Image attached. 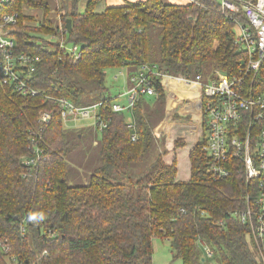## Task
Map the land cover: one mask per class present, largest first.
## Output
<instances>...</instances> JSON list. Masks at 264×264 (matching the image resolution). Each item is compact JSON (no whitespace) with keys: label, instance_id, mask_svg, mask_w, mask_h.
Segmentation results:
<instances>
[{"label":"trees","instance_id":"16d2710c","mask_svg":"<svg viewBox=\"0 0 264 264\" xmlns=\"http://www.w3.org/2000/svg\"><path fill=\"white\" fill-rule=\"evenodd\" d=\"M54 1L59 24L50 0H9L0 9L17 13L11 37L18 53L30 57L34 68L22 78L36 90L22 93L0 79V233L18 263L153 264L157 236L169 241L181 264L205 260L201 247L221 264H263L248 225L232 215L245 208L247 193L254 199L257 180L246 182L238 158L225 164L230 174L215 177L202 149L205 116L172 114L174 105L161 110L168 85L162 75L208 80L219 71L245 76L244 96L250 97L248 84L252 97L264 94V60L249 83L247 51L235 41L234 19L246 23L244 15L225 12L218 0H136L102 10L95 9L100 0H87L82 10L79 0ZM142 64L157 72L155 109L141 95L131 112L113 111L114 101L103 94L106 68L135 65L136 71ZM60 97L75 105L102 102L107 125L100 130V164L86 183L67 181L72 131L59 116ZM174 100L194 112L187 97ZM157 113L168 119L170 141L154 131ZM34 148L37 163L25 165ZM0 264H8L1 252Z\"/></svg>","mask_w":264,"mask_h":264},{"label":"built area","instance_id":"2783aa9c","mask_svg":"<svg viewBox=\"0 0 264 264\" xmlns=\"http://www.w3.org/2000/svg\"><path fill=\"white\" fill-rule=\"evenodd\" d=\"M8 1L0 0V9ZM197 1L186 0L190 3ZM218 2L225 12H240L246 19V23H243L232 16L235 20V41L247 51L243 71L247 73L246 76H249L250 72L253 73L247 79L250 83L264 60V0H218ZM16 21V12L0 13V79L3 83L12 84L22 93L35 94L36 90L22 78L23 73L29 75L34 66L29 56L18 53L16 41L11 37L12 26ZM75 50L76 47L73 46L72 51L75 52ZM156 74L153 67L142 64L131 76L133 84L125 93L128 95L126 104L113 102L112 110L118 112L127 109L131 112L141 95L154 94L155 90L151 83L152 77ZM161 77L178 78L184 82L192 81L196 87V94L190 98L198 104L199 118L202 115L206 118L207 129L202 149L210 158L207 170L215 177H224L232 172L231 168L225 164L238 158L243 164L246 182L257 180L258 193L253 196L254 199L250 192L247 193L245 208L234 210L232 215L248 225L257 245L259 257L264 264V246L262 245L264 243V94L252 97L250 95L252 89L248 84L244 90L250 97L244 96L240 90L246 77H229L219 71H216L208 80H204L200 75H196L194 80L171 75ZM181 96L185 95L178 97ZM58 103L59 116L67 127L75 125L78 119L88 117L92 118L91 125L98 130H102L107 125L99 113L101 101L90 105H75L60 97ZM41 118L48 121V113H42ZM243 120L244 123H242ZM128 126L133 127L132 121L128 123ZM131 137L135 139V133H132ZM252 137H255L254 140ZM38 153L39 149L34 148L28 157H23L24 164L35 165L39 159ZM21 222L20 230L25 233L26 219H22ZM204 250L208 256L211 255L208 247ZM0 252L4 254L9 264H19L17 256L11 251L9 239L1 233Z\"/></svg>","mask_w":264,"mask_h":264},{"label":"rangeland","instance_id":"374dc122","mask_svg":"<svg viewBox=\"0 0 264 264\" xmlns=\"http://www.w3.org/2000/svg\"><path fill=\"white\" fill-rule=\"evenodd\" d=\"M86 1L87 0H79L77 8L79 10H82ZM126 1H136V0H100L96 4L95 9L102 10L106 5H119V4H123ZM166 1L181 3L184 0H166ZM50 6H51L50 16L53 18L54 24L56 23L59 24L58 20H55V18L52 15L55 8L54 0H50ZM31 11L33 13H36L39 17H41L43 13L41 9H33ZM43 38L52 41L53 40L55 41L57 39L56 36H50V35H43ZM154 41L156 43L155 38ZM71 47L72 46L69 43H67L65 46L66 49H71ZM135 69H136L135 65L106 68L105 70L106 75L104 79V84L106 89L103 91V94L105 96L110 97L112 101H114L115 103L125 105L128 97V95L125 94V91L128 90L130 86H132L133 84V82L131 81V76L134 73H136L137 70L135 71ZM194 79L195 76L192 75L190 80H194ZM167 84H168L167 87L164 89L166 96L163 102V107L161 109L162 113L164 112L165 114V110H167L168 108L167 101L172 98L174 99V97H178L180 95L188 96L189 98L187 100L188 103L186 106L190 105L191 101L193 100V99L191 100L190 97L196 94V87L192 81L184 82L178 78H170ZM143 100L146 104L150 105L151 109H155L154 106H156V102H157V97L155 93L145 94L143 96ZM184 107L185 106H183L179 102L175 103L172 114L183 112L185 114L188 113V115L191 114L193 118L195 114H198L199 107L197 103H195L194 107H192L194 112L192 111L189 112V110L186 111L184 110ZM124 112L127 111L124 110ZM191 115H190V120L193 119L191 118ZM164 118H166L165 115L160 120L158 113L152 117L153 122L157 123L154 128V131L161 124ZM91 121L92 118L90 117L81 118L77 120L75 125L68 127L69 129H71L72 133L70 137V150L65 157V162L67 165V181L70 184L86 183L89 179L90 174L100 164V130L93 127L91 125ZM194 122L197 123V121L195 120ZM166 132L167 133L163 131L162 134H164L167 140L170 141L172 139L171 138L172 135L174 136L173 130L171 131L167 130ZM155 133L161 134L156 131ZM145 158L146 161L149 160L148 154H146ZM152 249H153L152 250L153 264H181L180 259L174 255L175 254L174 249L171 247L167 239L160 238L157 236L153 237ZM200 251H201V259H205V260H201L199 264H221L216 258L206 256L207 254L203 247H201Z\"/></svg>","mask_w":264,"mask_h":264},{"label":"water","instance_id":"95a60500","mask_svg":"<svg viewBox=\"0 0 264 264\" xmlns=\"http://www.w3.org/2000/svg\"><path fill=\"white\" fill-rule=\"evenodd\" d=\"M66 27H67V31L70 29V19H66ZM168 110L171 109V106H168L167 108ZM167 123V119L164 118V120L161 122V124L155 129L156 132H159V133H163L164 131V128H165V125Z\"/></svg>","mask_w":264,"mask_h":264},{"label":"crops","instance_id":"0c3cea01","mask_svg":"<svg viewBox=\"0 0 264 264\" xmlns=\"http://www.w3.org/2000/svg\"><path fill=\"white\" fill-rule=\"evenodd\" d=\"M184 2H186V0H184V1H182L181 3H184ZM170 79V78H169ZM169 79H166V81L168 82L169 81ZM176 97H174V99H175ZM173 98L172 99H170V100H168L167 102H168V106H171V109H172V107H173V105H175V103H177V102H175V100H174ZM195 101H191V103H190V105L188 106V107H190V109H192V107H194V105H195ZM170 109V110H171Z\"/></svg>","mask_w":264,"mask_h":264},{"label":"bare ground","instance_id":"6f19581e","mask_svg":"<svg viewBox=\"0 0 264 264\" xmlns=\"http://www.w3.org/2000/svg\"><path fill=\"white\" fill-rule=\"evenodd\" d=\"M125 93H126V91H125ZM129 119H130V118H129ZM130 121H131V120H130ZM130 121H129V122H130Z\"/></svg>","mask_w":264,"mask_h":264}]
</instances>
